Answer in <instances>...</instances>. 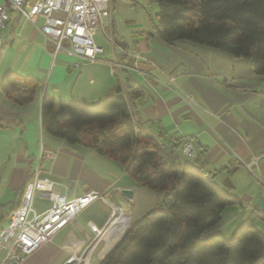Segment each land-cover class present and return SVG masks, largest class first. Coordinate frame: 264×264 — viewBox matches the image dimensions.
<instances>
[{
    "label": "crops",
    "instance_id": "1",
    "mask_svg": "<svg viewBox=\"0 0 264 264\" xmlns=\"http://www.w3.org/2000/svg\"><path fill=\"white\" fill-rule=\"evenodd\" d=\"M43 23L42 18L34 24L12 11L4 30L6 43L0 50V226L8 224L36 173L33 207L39 214L52 206L51 192L81 196L95 190L103 200L92 201L21 264H73L68 260L80 258L105 230L97 243L101 259L135 222L162 202V194L140 186L113 159L48 133L41 123L45 95L94 104L118 88L129 98L130 85L137 83L140 96L131 105V112L165 148L167 162L194 167L237 200L205 237L231 235L250 213L264 220L260 208L264 184L259 179L264 172V76L257 75L253 65L219 49L198 48L200 43H167L156 28L142 29L131 45L120 35L116 39V26L113 52L107 53L96 40L104 53L95 62L69 50L54 56V45L39 30ZM17 57L21 62L15 61ZM112 60L126 66L119 76L110 73L107 61ZM7 73L39 79L33 101L17 104L7 96L1 88ZM173 74L175 80L170 81ZM186 139L192 142V157L183 150ZM48 152L56 157L45 158ZM255 157L258 164L251 171L245 163ZM125 188L134 191L133 200L124 197Z\"/></svg>",
    "mask_w": 264,
    "mask_h": 264
},
{
    "label": "trees",
    "instance_id": "2",
    "mask_svg": "<svg viewBox=\"0 0 264 264\" xmlns=\"http://www.w3.org/2000/svg\"><path fill=\"white\" fill-rule=\"evenodd\" d=\"M156 32L167 43L191 41L250 59L264 76V0H157ZM6 43V40H5ZM5 45V44H4ZM39 79L7 73L1 88L17 104L33 101ZM140 86L121 88L94 104L45 95L43 128L68 143L83 144L124 166L161 205L135 222L97 264H264V233L251 214L227 240L205 232L237 200L190 165L169 164L165 148L131 112Z\"/></svg>",
    "mask_w": 264,
    "mask_h": 264
},
{
    "label": "built area",
    "instance_id": "3",
    "mask_svg": "<svg viewBox=\"0 0 264 264\" xmlns=\"http://www.w3.org/2000/svg\"><path fill=\"white\" fill-rule=\"evenodd\" d=\"M3 0L0 4V50L5 44L4 30L10 21V12L17 11L27 20L36 24L39 18L44 20L40 32L45 40L54 45L55 56L60 50H69L91 62L99 60L104 48L96 42V35L101 30L113 46L114 24L112 20V0ZM110 73L119 76L126 68L122 63L107 61ZM78 66L79 64L76 63ZM176 74L169 77L174 81ZM183 150L188 156H194L190 139L183 141ZM55 153H45V158L54 159ZM249 170L258 164V157L245 163ZM264 184V172L260 176ZM37 184V173L32 176L25 187L20 205L11 213L8 224L0 226V264H21L65 226L75 220L92 201L102 199L98 191H89L81 196L65 193H48L52 206L44 213H37L33 199ZM93 229L95 225L91 224ZM105 230L89 244L79 258L83 260L93 251ZM76 259V260H75ZM77 257L68 262L81 263ZM86 260H84V263Z\"/></svg>",
    "mask_w": 264,
    "mask_h": 264
},
{
    "label": "rangeland",
    "instance_id": "4",
    "mask_svg": "<svg viewBox=\"0 0 264 264\" xmlns=\"http://www.w3.org/2000/svg\"><path fill=\"white\" fill-rule=\"evenodd\" d=\"M112 4H113L112 20H113L114 27L116 26V39L119 37L118 35H120V36L128 39L129 43L132 45L133 39L135 38L136 35L139 34V32L142 31V29H148L150 31H155L156 14L159 10V5H158L157 0H112ZM96 40L101 45H103V47L105 48L107 53L113 52L112 42L107 39V37L103 34V32L101 30L99 31L98 35L96 36ZM184 42L191 43V42H187V41H184ZM191 44H194V43H191ZM197 46H198V48H202L203 50L208 49V50H212L215 52L218 51L217 49H215L213 47L206 46V45L197 44ZM18 58L19 57H17V60H15V61H17V63H18V60H19V62H21V59L20 58L18 59ZM242 60H245L244 62H249V64H251V66H252L250 59L242 58ZM15 61H13V62L11 61L10 63L14 64ZM17 69L20 70L21 68L17 67ZM21 70H24V68H22ZM90 104H92V103H90ZM228 212L229 211L225 212V214H224L225 217L227 216ZM250 214H248L247 217L245 216L246 219L248 218V216ZM246 219L243 220L244 223L242 222L240 225H238L236 227H235L236 224H234L235 228H234L231 235L224 236V234H222L224 236V238H226L229 241L232 240L234 232L238 228H242L245 225H247ZM253 225L259 231L264 233V220L263 219L255 218L253 221ZM113 232H114V228H112V230L107 235V237L109 238ZM105 242H107V241L104 240V243ZM104 246H105V244L101 246V248H102L101 249V252H102L101 255H103ZM99 260H101V259L98 258L97 260H90V261H88L89 262L88 264H95Z\"/></svg>",
    "mask_w": 264,
    "mask_h": 264
},
{
    "label": "water",
    "instance_id": "5",
    "mask_svg": "<svg viewBox=\"0 0 264 264\" xmlns=\"http://www.w3.org/2000/svg\"><path fill=\"white\" fill-rule=\"evenodd\" d=\"M122 194L124 195V197H125L126 199H128V200H133L134 191H133L132 189H127V188H125V189L122 190ZM260 208H261V210L264 211V200L262 201V204H261V207H260ZM121 240H122V239H121ZM121 240H120V241H121ZM120 241H119V242H120ZM119 242H118V243H119ZM118 243H117V244H118ZM117 244H116V245H117ZM116 245H115V246H116ZM115 246H114V247H115Z\"/></svg>",
    "mask_w": 264,
    "mask_h": 264
},
{
    "label": "bare ground",
    "instance_id": "6",
    "mask_svg": "<svg viewBox=\"0 0 264 264\" xmlns=\"http://www.w3.org/2000/svg\"><path fill=\"white\" fill-rule=\"evenodd\" d=\"M97 246L98 245H96L95 247H94V249H93V251L91 252L90 251V253L88 254V257L87 258H84L83 260H81V259H79V260H81V263L84 261V260H86V262H88V261H90V260H97L98 258H99V255H98V251H97ZM76 260V259H75Z\"/></svg>",
    "mask_w": 264,
    "mask_h": 264
}]
</instances>
